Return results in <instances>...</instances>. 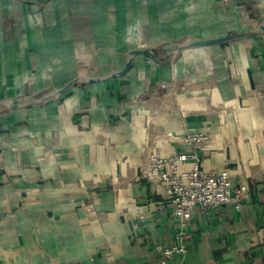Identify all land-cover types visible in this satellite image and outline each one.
<instances>
[{
  "label": "crops",
  "instance_id": "crops-1",
  "mask_svg": "<svg viewBox=\"0 0 264 264\" xmlns=\"http://www.w3.org/2000/svg\"><path fill=\"white\" fill-rule=\"evenodd\" d=\"M263 24L264 0H0V264H161L181 243L165 264H264ZM191 132L248 191L183 228L141 171Z\"/></svg>",
  "mask_w": 264,
  "mask_h": 264
},
{
  "label": "built area",
  "instance_id": "built-area-1",
  "mask_svg": "<svg viewBox=\"0 0 264 264\" xmlns=\"http://www.w3.org/2000/svg\"><path fill=\"white\" fill-rule=\"evenodd\" d=\"M153 54L154 51L145 52L146 61H152ZM206 140L207 135L202 132L188 133L182 141L191 144L190 151H175L167 156L152 152L141 171V176L147 180L164 185L173 205L171 214L183 228H186L196 209L213 211L225 205L239 208L248 191L247 185L235 183L226 169L216 173L202 170L198 150L202 149ZM186 164L189 166L186 167ZM186 237L187 234H180V239ZM155 250L162 256L161 264H165L173 253L182 252L184 246L182 243L171 246L157 244Z\"/></svg>",
  "mask_w": 264,
  "mask_h": 264
},
{
  "label": "water",
  "instance_id": "water-1",
  "mask_svg": "<svg viewBox=\"0 0 264 264\" xmlns=\"http://www.w3.org/2000/svg\"><path fill=\"white\" fill-rule=\"evenodd\" d=\"M261 29H264V24L261 26ZM246 35H248V34H246V33H232V34H228V35H225V36H220V37H217V38L196 40V41L190 42L189 45H191V46L210 45V44H214V43L223 42V41L235 38V37L246 36ZM181 48H182V46L178 45V46H176L175 49H176V51H179ZM154 50H155V48H153V47H141V48H136V49L131 50L129 52L130 58L126 62L125 67L123 68V70L117 72V75H122L128 70V68L131 65V57L133 55L144 53V52H147V51L153 52ZM73 82L74 81L68 83L66 86H64L61 90H59L55 94L63 93L64 91H66L71 86V84H73ZM10 104H11L12 107H15L16 100L11 101Z\"/></svg>",
  "mask_w": 264,
  "mask_h": 264
}]
</instances>
